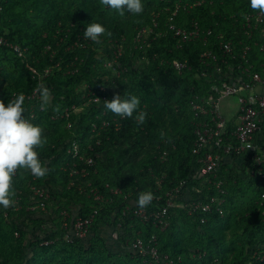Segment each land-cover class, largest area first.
<instances>
[{"label": "trees", "instance_id": "trees-1", "mask_svg": "<svg viewBox=\"0 0 264 264\" xmlns=\"http://www.w3.org/2000/svg\"><path fill=\"white\" fill-rule=\"evenodd\" d=\"M142 2V14L120 16L100 0H0V36L25 51L20 58L0 47V101L6 105L22 94L23 117L43 129L44 143L36 150L48 172L35 183L49 194L55 217L51 221L54 228L47 231L42 216L25 210L32 175L18 169L12 177L10 198L19 197L24 208L18 213H11L10 206L0 210L1 264H33L36 260L38 264H142V258L126 249L137 237L146 242L153 234L159 254L168 255L173 264H212L214 259L221 264H264L259 256L260 251L264 254V157L262 178L253 173L254 154L222 163L216 176L226 193L223 217L213 214L201 225V215L172 208L169 226L161 232L152 221L143 224L132 214L139 193L150 191L160 198L146 206L149 214L155 213L164 206L165 193L179 182H185L186 196L194 200L217 194L213 186L206 189L207 179L214 182L211 176L197 175V156L191 153L196 137L190 102L196 97L216 98L211 87L232 78L249 81L242 74L245 68L261 73L252 64L260 30L250 37L243 30V15L255 11L248 7V0ZM194 22L210 32L207 44L202 39L181 44L169 29L174 25L190 30ZM90 23L106 29L99 43L91 41L85 50L72 47ZM144 28L153 32L146 35L143 48L136 50L134 38ZM220 37L231 43L233 57L222 53ZM118 47L122 53L116 56ZM206 50L216 56L215 61H202ZM174 61L189 69L179 73ZM48 67L51 73L41 78ZM115 84L121 96L139 97L132 117L116 116L105 108ZM37 88L50 95L43 106L41 101L37 104L40 99H26ZM90 93L101 98L100 103L86 105ZM72 106L77 110L69 119L62 118ZM31 109L33 117L29 116ZM141 113L147 114L142 123ZM232 132L228 125L229 137ZM89 159L92 165L87 164ZM192 187L201 193L193 195ZM94 191L102 201L94 198ZM4 210L9 213L7 220ZM63 211L71 218L97 212L87 239L69 245L56 239L61 236L58 223ZM103 231L109 238L117 232V241L106 243ZM45 240L53 244L41 246Z\"/></svg>", "mask_w": 264, "mask_h": 264}, {"label": "built area", "instance_id": "built-area-1", "mask_svg": "<svg viewBox=\"0 0 264 264\" xmlns=\"http://www.w3.org/2000/svg\"><path fill=\"white\" fill-rule=\"evenodd\" d=\"M198 2L197 5H200ZM176 13V12H175ZM174 13V14H175ZM158 24L153 20V28H157ZM264 27V14L257 13L254 15H247L244 17V29L248 36H252L253 32H257ZM260 28V29H259ZM170 30L174 31V36L180 39L181 44L192 42L195 39H202L203 44H207L206 36L210 35V32L203 31L201 27L194 22L190 30H182L176 28L174 25L169 26ZM153 32L150 28H144L136 33L134 38V47L136 50H141L146 44V35ZM220 49L224 55L233 57L234 48L231 43H226L223 38L220 37ZM91 40H87L84 37L80 38L77 36V41L72 47H77L80 50H85ZM0 47L10 49L18 57H24L25 51L18 45L8 42L6 38L0 36ZM50 47H46L45 52H49ZM247 48L243 50V55L246 54ZM114 53L119 56L122 53L121 47H118ZM52 57V54H51ZM202 61L209 63V61H215L216 56L209 50H206L201 54ZM173 67L180 73L184 69H189V67L181 62L174 61ZM58 66V64L56 65ZM111 67V63H108ZM51 73V68H46L43 72L41 78H46ZM242 74L249 77V81H243L241 77L232 78L230 82H221L220 85H213L210 92L217 94L216 98H198L196 97L192 102H190V112L192 114V126L194 128V135L196 137L191 153L193 156H197V175L199 177H209L214 179L212 183L207 179L206 189L210 190V186H213L216 195L207 197L206 199L194 200L192 196H186L189 191L186 189L185 182H179L174 188L165 193V203L162 208H160L155 213H148L146 207L140 208L136 207L132 214L138 218L143 224L152 221L153 225L159 229V231H164L169 226V211L172 208L187 209L189 215H201L199 222L201 225L207 222L209 216L217 214L220 217L224 216V196L225 190L223 189V184L217 178V173L220 170L222 163L230 160L232 157L236 161L243 160L245 156L254 154L253 159L256 164V173L260 178L263 177V169L261 167L263 163V156L257 151V146L255 144V135L260 130V124L264 121V95L256 93L255 87L257 85L264 83V78L259 73H251L250 67L245 68ZM264 74V70H263ZM264 76V75H263ZM38 88L34 89L30 96H27L28 100H38L40 96L38 94ZM222 97H234L238 104V115H237V125L235 130L228 136V123L222 117L220 113V99ZM106 100V98H103ZM41 99L37 101L40 103ZM101 98L95 96L93 93L88 95V99L85 102L88 103H100ZM77 108L72 106L71 109H66L62 118L69 119L71 112L76 111ZM34 109H31L30 117H33ZM29 117V118H30ZM30 122V119H27ZM71 123H68L67 128L70 129ZM168 141H165L166 145ZM174 149V146H172ZM75 155H77L78 147L74 145ZM167 157V152L162 154L163 160ZM87 164L92 165L93 160L89 159ZM18 173V169L14 172L13 177ZM84 173V171H83ZM85 174V173H84ZM36 177L32 176L31 182L29 183V204L26 206L25 210L29 213H35V215L46 217L45 220L50 221L49 216L52 213L49 210L50 197L46 189L36 185ZM73 185V182L71 183ZM90 186V184H88ZM81 191V187L79 188ZM192 193L199 195L202 190L191 188ZM186 191V192H184ZM113 194L119 193L118 190H112ZM94 198L96 200L102 201L101 195L94 191ZM264 199V195L261 196ZM153 200L159 201L160 198H155ZM24 206L21 204V199L16 197L11 204L9 210L11 213H18L23 209ZM3 206H0V210H3ZM8 212L3 211V217L8 219ZM97 212L94 211L91 215L87 217L76 216L71 218V216L63 211L59 216V229L60 237L56 239H61L62 242L66 244H73L75 240H85L88 238L91 229L94 224L95 216ZM48 216V217H47ZM53 226H48L44 230L50 231ZM119 227V226H118ZM54 228V227H53ZM113 237L117 239L118 233L114 232ZM15 237H18L17 232L14 233ZM53 244V241L45 240L41 243V246H49ZM158 242L157 236L151 235L150 238L145 242L142 238L137 237L130 245L129 251L133 253L135 257L142 258V264L149 263H164L173 264V261L168 255H161L158 252ZM2 263L1 253H0V264ZM58 264V263H50ZM212 264H221L217 259H214Z\"/></svg>", "mask_w": 264, "mask_h": 264}, {"label": "clouds", "instance_id": "clouds-1", "mask_svg": "<svg viewBox=\"0 0 264 264\" xmlns=\"http://www.w3.org/2000/svg\"><path fill=\"white\" fill-rule=\"evenodd\" d=\"M108 9L120 16L125 13L140 15L144 11L142 0H100ZM248 7L253 11L264 14V0H248ZM106 29L100 23H90L83 31L84 38L99 43L100 37ZM42 106L50 100L46 89L38 90ZM140 105V99L135 95H115L111 101L104 102L105 108L112 114L120 117H132ZM24 96L18 95L11 102L0 101V206L9 207L11 200L12 177L17 169H24L36 178L47 175L48 169L39 159L37 148L44 143L43 129L29 122L23 117ZM141 113V123L146 117ZM154 199L152 192H141L134 202L144 208Z\"/></svg>", "mask_w": 264, "mask_h": 264}, {"label": "crops", "instance_id": "crops-1", "mask_svg": "<svg viewBox=\"0 0 264 264\" xmlns=\"http://www.w3.org/2000/svg\"><path fill=\"white\" fill-rule=\"evenodd\" d=\"M260 13L259 11H255L254 13H248L247 15H254ZM247 15H243V16H247ZM243 30L244 33L246 32V30L244 29V23H243ZM246 34V33H245ZM259 34V38L257 43L254 45L255 46V50L256 51V55L254 57V59L252 60V64L256 65L260 70H261V76L264 78V74H263V70H264V27L261 28ZM248 36V34H246ZM249 37V36H248ZM258 48V49H257ZM250 48L247 47V50H249ZM255 92L264 95V83L257 85L255 87ZM224 102V107H225V113L221 112V103ZM220 113L222 115V117L228 121V125H230V127L233 129V131L235 130V127L237 125V115H238V104H237V100L234 97H222L220 99ZM255 144L257 146V151L264 157V121L261 122L260 124V130L258 131V133L255 135ZM49 210L50 209V204H49ZM52 212V211H51ZM48 217V216H47ZM54 215L52 216V213L50 214L49 218L50 221H47V224L43 225V227L45 226H53V223H51L52 220L55 219ZM46 219V217L44 218ZM57 220V219H56ZM57 222V221H56ZM44 228V229H45ZM108 232L103 231L102 232V237L104 238V240L106 241V243H111V240H116L113 235H109L107 234ZM117 241V240H116ZM122 249V248H121ZM116 251L118 249H115ZM129 251V249H126ZM119 251V250H118ZM117 251V252H118Z\"/></svg>", "mask_w": 264, "mask_h": 264}, {"label": "rangeland", "instance_id": "rangeland-1", "mask_svg": "<svg viewBox=\"0 0 264 264\" xmlns=\"http://www.w3.org/2000/svg\"><path fill=\"white\" fill-rule=\"evenodd\" d=\"M115 73L118 75V72L117 71H115ZM116 90H118V91H116ZM117 94H119L120 95V91H119V87H117V85L115 84V88H113V90H112V96H111V98H110V101L113 99V97L115 96V95H117ZM224 102H222L221 103V112H223V113H225V107H224V104H223ZM223 115V114H222ZM227 123H228V121H227ZM233 167L234 168H236L234 165H233ZM260 250H262V247H260L259 248ZM262 251H260V253L259 254H261V255H259L261 258L263 257L264 258V254L263 253H261ZM39 262H37V260L35 261V262H33V264H38Z\"/></svg>", "mask_w": 264, "mask_h": 264}]
</instances>
